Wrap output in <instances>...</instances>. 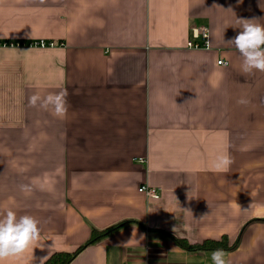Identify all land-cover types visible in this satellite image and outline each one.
I'll return each instance as SVG.
<instances>
[{
    "label": "crops",
    "instance_id": "0c3cea01",
    "mask_svg": "<svg viewBox=\"0 0 264 264\" xmlns=\"http://www.w3.org/2000/svg\"><path fill=\"white\" fill-rule=\"evenodd\" d=\"M238 19L264 24V0H0V217H35L46 245L4 264L121 222L70 264H213L172 237H227L226 264H264V72L226 43ZM198 25L208 49L187 47ZM64 89L63 118L28 103Z\"/></svg>",
    "mask_w": 264,
    "mask_h": 264
},
{
    "label": "clouds",
    "instance_id": "9594fccd",
    "mask_svg": "<svg viewBox=\"0 0 264 264\" xmlns=\"http://www.w3.org/2000/svg\"><path fill=\"white\" fill-rule=\"evenodd\" d=\"M257 21V19H238L241 31L226 42L234 46L242 56V71L246 74L252 73L253 70L264 72V24H260ZM67 96L68 92L66 89L44 97L36 93L29 97L28 103L31 107L39 105L44 110H48L51 107L55 116L63 118L68 111ZM237 103L245 105L248 101L241 98ZM232 164L233 159L225 151L215 157L211 170L228 172ZM20 187L22 191H30L28 185H21ZM189 199L191 198L189 197ZM39 223L35 217L27 214L17 216L13 210L6 211L0 217V264H4L9 257H20L29 250L33 254L34 249L40 248L43 250L46 247L41 239ZM140 239L142 240L143 236ZM137 241L139 242V240ZM48 247H51V245ZM44 260L45 257L41 258L40 264H44ZM211 260L213 264H226L224 250H214L211 254Z\"/></svg>",
    "mask_w": 264,
    "mask_h": 264
},
{
    "label": "trees",
    "instance_id": "16d2710c",
    "mask_svg": "<svg viewBox=\"0 0 264 264\" xmlns=\"http://www.w3.org/2000/svg\"><path fill=\"white\" fill-rule=\"evenodd\" d=\"M130 224V222H121L119 224H116L114 226H111L105 230H95L92 231V237L90 240L84 245L81 246L78 250H76L73 253H66V252H59L55 253L51 256V258L45 263V264H70L74 258L88 245L93 244L100 239L107 237L122 227H125L126 225ZM172 237V236H171ZM173 240L178 243L180 246L188 249V250H216V249H223L227 250L229 249L227 237L222 238L221 240L215 241V240H206L205 242L201 244H189L188 242H185L184 240H180L178 238L172 237Z\"/></svg>",
    "mask_w": 264,
    "mask_h": 264
},
{
    "label": "built area",
    "instance_id": "2783aa9c",
    "mask_svg": "<svg viewBox=\"0 0 264 264\" xmlns=\"http://www.w3.org/2000/svg\"><path fill=\"white\" fill-rule=\"evenodd\" d=\"M191 38L187 42V47L190 49H208L210 47V30L209 27L206 25H198L194 26L191 31ZM6 45V44H5ZM10 46H21L25 45V43L17 42V43H10ZM31 47H39V48H47V47H54L56 45L55 42H49L45 40H38L28 44ZM220 65H226V62L220 60L218 62ZM144 162L143 159L140 160ZM139 191L144 193L148 198H157L159 197L158 190L154 188H150L149 186L145 185L142 186Z\"/></svg>",
    "mask_w": 264,
    "mask_h": 264
}]
</instances>
